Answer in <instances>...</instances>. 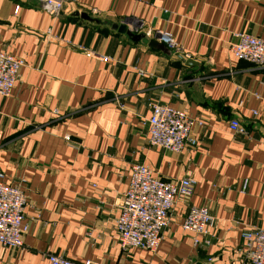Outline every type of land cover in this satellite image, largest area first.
Wrapping results in <instances>:
<instances>
[{"label": "crops", "instance_id": "1", "mask_svg": "<svg viewBox=\"0 0 264 264\" xmlns=\"http://www.w3.org/2000/svg\"><path fill=\"white\" fill-rule=\"evenodd\" d=\"M121 23L145 37L131 41L112 28ZM154 29L179 49L148 47ZM235 33L264 38V0H70L58 16L37 0H0V50L24 61L12 93L0 95V174L27 198L23 246H0V264H49V253L73 264H240L242 233L264 224V65L231 53ZM156 103L203 122L195 146L150 145ZM136 163L195 180L155 251L117 240ZM194 206L214 217L197 245L180 225Z\"/></svg>", "mask_w": 264, "mask_h": 264}, {"label": "built area", "instance_id": "2", "mask_svg": "<svg viewBox=\"0 0 264 264\" xmlns=\"http://www.w3.org/2000/svg\"><path fill=\"white\" fill-rule=\"evenodd\" d=\"M39 7L51 16H58L64 4L70 0H37ZM20 7L15 6L14 13ZM150 36L173 51L179 45L173 35L162 29H154ZM237 40L230 45L231 53L257 66L264 65V38L248 33H235ZM86 55L106 59L93 51ZM24 61L4 50H0V95L9 96L17 81ZM256 114V111H253ZM187 111L167 104H153L146 119L148 142L152 146L182 152L186 147L195 146L197 139L192 136L195 125H202ZM230 128L244 132L237 119L230 121ZM0 174V246L20 248L23 246L27 227L23 224L26 195L20 184H7ZM195 187V180L188 174L181 178L162 179L154 175L145 164L136 163L131 167L127 190L119 199V215L115 230L120 248L138 247L155 251L162 239V231L169 224L170 211L177 200L189 198ZM181 227L193 234L195 245L208 242L203 238L214 225V217L205 206L191 207L181 220ZM245 240L240 264H264V224L244 231ZM49 264H73L63 255L49 253ZM84 264H95L90 260Z\"/></svg>", "mask_w": 264, "mask_h": 264}, {"label": "water", "instance_id": "3", "mask_svg": "<svg viewBox=\"0 0 264 264\" xmlns=\"http://www.w3.org/2000/svg\"><path fill=\"white\" fill-rule=\"evenodd\" d=\"M81 18L98 23V19L90 17L87 13H76ZM112 28L117 30L119 33L125 34L131 41L138 42L142 40L145 37L144 33H137L133 29H130L126 24H114L112 25ZM148 47H151L153 49L160 50L162 52H167L168 48L165 46L164 43L160 42L157 38H152L147 43Z\"/></svg>", "mask_w": 264, "mask_h": 264}]
</instances>
